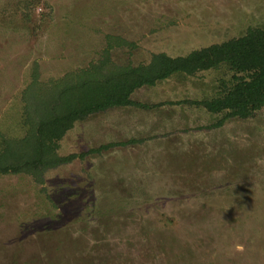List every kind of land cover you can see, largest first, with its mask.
Masks as SVG:
<instances>
[{
  "label": "rangeland",
  "instance_id": "obj_1",
  "mask_svg": "<svg viewBox=\"0 0 264 264\" xmlns=\"http://www.w3.org/2000/svg\"><path fill=\"white\" fill-rule=\"evenodd\" d=\"M251 27H264V0H0V152L54 81L90 63L147 65ZM233 74L145 85L133 99L151 107L67 131L59 155L84 158L42 180L0 174V264H264V107L217 126L223 114L196 103Z\"/></svg>",
  "mask_w": 264,
  "mask_h": 264
},
{
  "label": "trees",
  "instance_id": "obj_2",
  "mask_svg": "<svg viewBox=\"0 0 264 264\" xmlns=\"http://www.w3.org/2000/svg\"><path fill=\"white\" fill-rule=\"evenodd\" d=\"M224 67L234 72L232 79L223 82L217 96L196 102L212 114H223L217 126L228 118L252 117L264 107V27H251L242 36L185 56L154 54L147 65H114L109 56L90 63L74 73L75 77L65 76L51 84V97L35 108L37 117L29 113L26 119L28 134L12 142L7 139L0 152V174L31 173L42 180L48 169L85 157L86 153H58L60 140L76 121L115 107H151L133 99L143 86L175 74L194 75Z\"/></svg>",
  "mask_w": 264,
  "mask_h": 264
}]
</instances>
